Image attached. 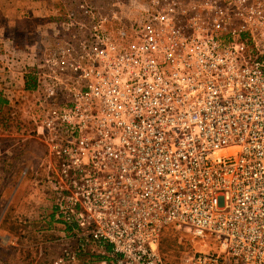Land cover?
Wrapping results in <instances>:
<instances>
[{
    "label": "built area",
    "instance_id": "1",
    "mask_svg": "<svg viewBox=\"0 0 264 264\" xmlns=\"http://www.w3.org/2000/svg\"><path fill=\"white\" fill-rule=\"evenodd\" d=\"M131 3H70L29 65L56 214L111 264L170 227L181 264H264V0Z\"/></svg>",
    "mask_w": 264,
    "mask_h": 264
},
{
    "label": "rangeland",
    "instance_id": "2",
    "mask_svg": "<svg viewBox=\"0 0 264 264\" xmlns=\"http://www.w3.org/2000/svg\"><path fill=\"white\" fill-rule=\"evenodd\" d=\"M15 1L0 0V22L3 21V16ZM65 1L69 3L65 7L66 11L70 3L77 0H63L62 2ZM87 1L98 8H110V4L117 3L115 4L117 7L114 8L119 11L122 18L134 19L138 16L139 8L132 5L131 0ZM7 3L10 4L8 7ZM12 15L17 16L16 13ZM15 20L16 24L11 30L16 39L21 42L25 41L29 47L34 45L36 40L33 39L34 22L22 17L15 18ZM41 32L44 31H37L36 36H40ZM45 35H49L47 31ZM45 43L47 46L49 40ZM38 49L40 48L28 50L26 62L29 65L33 63L35 52ZM32 89H27L19 107L14 106L13 110L14 113L16 111L20 113L19 128L26 152V179L19 190L12 192L17 187V175L11 178L16 173V169L4 167L0 169V213L5 210L0 221V264H101L98 260L93 262L101 256L100 249L90 244L79 247V242H83V237H78L76 232L67 231V225L62 217L55 212L49 160L34 130ZM14 119L16 120V117ZM14 125L16 123L12 120L13 129ZM7 197L11 198L10 204H8ZM19 208L27 213L25 218L24 215L18 216ZM190 242L191 237L180 229L170 227L164 230L161 251L166 262L181 264L182 256L191 248ZM72 251L76 253L75 259L71 258Z\"/></svg>",
    "mask_w": 264,
    "mask_h": 264
},
{
    "label": "crops",
    "instance_id": "3",
    "mask_svg": "<svg viewBox=\"0 0 264 264\" xmlns=\"http://www.w3.org/2000/svg\"><path fill=\"white\" fill-rule=\"evenodd\" d=\"M62 1L16 0L3 16V21L0 22V169L2 167L16 169V173L11 176V178H14L17 175V187L13 189V193L20 189L26 179V152L19 128L20 113L18 111L13 112L14 106L16 108L19 107V103L27 91L25 85L28 80L27 73L30 66L26 62V57L28 50L31 48L34 50L42 48L46 44L45 41L50 39L49 35H45L48 29L45 21L49 17L52 18L53 15H58L60 13L58 12L59 9H63L62 7L65 8L66 4H69L66 1ZM9 5L7 3V7ZM13 13H16L17 16L14 17ZM26 13H32L34 17L35 34L33 39L36 40L31 47L26 42L22 44L21 40H17L11 30L16 24L15 18H28L29 14ZM41 30L44 32H41L40 36L37 37L36 32ZM14 117H16V120ZM12 120L16 123L14 129L11 127ZM7 200L8 204H10L11 198L7 197ZM4 214L5 210L0 213V221ZM25 214L27 213L19 208L18 216L22 217L24 215L23 217L25 218ZM109 249L110 246L108 247ZM106 251L103 253L104 256H102V253L99 256L103 261H106L105 257L108 255ZM102 259L98 262L101 263Z\"/></svg>",
    "mask_w": 264,
    "mask_h": 264
},
{
    "label": "trees",
    "instance_id": "4",
    "mask_svg": "<svg viewBox=\"0 0 264 264\" xmlns=\"http://www.w3.org/2000/svg\"><path fill=\"white\" fill-rule=\"evenodd\" d=\"M67 6H68V4H66ZM58 12H60L58 15H53L52 16V18L51 17H49L46 21H45V23L48 25V29H47V33L49 34V36H52V33L54 32V30H55V26L58 24V22L63 18V16H64V14H65V8L64 9H59V11ZM26 14H29V13H26ZM21 18V17H20ZM22 18H24V17H22ZM30 20H32V22L34 21V19H31V18H34L33 17V15L31 16V14H29V17H28ZM28 18H26V19H28ZM25 42V41H24ZM24 42H22V44L24 43ZM27 75H28V77H27V81H26V87L25 88H27L28 90L29 89H32L33 87H34V85H35V77H34V75L32 74V68H30L29 70H28V73H27ZM67 231H70V226H67ZM90 245H92V244H90ZM92 246H94V245H92ZM94 247H96V246H94ZM108 247H109V245H107L104 249H106V250H108ZM97 248V247H96ZM105 250V251H106ZM110 250V249H109ZM108 250V251H109ZM108 251H106V253L108 252ZM106 253H105V255H106ZM102 256H104V254L102 253ZM102 259L101 257H98L97 259H95V260H93V262L94 261H96V260H100V259ZM106 262H107V264H111L110 263V259H109V256L108 255H106ZM103 260V259H102Z\"/></svg>",
    "mask_w": 264,
    "mask_h": 264
}]
</instances>
